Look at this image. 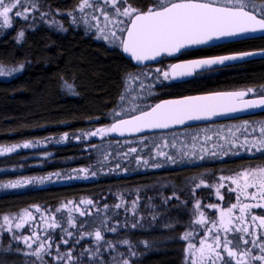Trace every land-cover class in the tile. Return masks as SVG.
<instances>
[{
	"label": "trees",
	"instance_id": "obj_1",
	"mask_svg": "<svg viewBox=\"0 0 264 264\" xmlns=\"http://www.w3.org/2000/svg\"><path fill=\"white\" fill-rule=\"evenodd\" d=\"M79 1L42 0L46 11L50 13L71 11ZM129 2L136 4L146 0ZM65 26L64 30L58 31L35 18L30 27L26 28L19 22L0 37V65L23 64V71L16 78L9 81L0 79V146L38 141L49 145L45 151L47 156L50 155L48 158L39 157L36 151L29 154L26 163L28 175L60 172L66 176L80 168L95 171L96 175L90 181L83 178L68 179L61 184L2 193L0 218L33 207L54 210L69 202H76L83 211L91 209L90 215H77L74 218L77 227L81 221L89 223L96 215H107L108 219L101 227L103 239L99 245L110 243L112 247H109V252L112 255L117 251L128 256L134 252L138 254L144 250V242L148 251L137 261L130 257L135 264H183L182 236L189 228L192 209L189 186L196 179L121 175L117 169L93 170L96 154L86 150L84 142L76 143L74 137L107 124L109 113L121 97L124 77L132 67L120 49L111 48L93 34L72 27L66 21ZM20 30L25 35L17 42ZM225 48L264 49V37ZM65 82L72 86L75 94L66 90ZM241 85L264 86V60L252 62L242 71L185 89L194 92ZM65 133L67 143L63 142ZM110 140L113 141L112 138ZM21 155L24 156L20 153L13 158L17 156L20 159ZM2 160L7 163L3 165L5 167L11 163L9 158ZM39 162L40 167H35L34 164ZM254 165H264V159L258 158L253 163H227L222 165V171L240 170ZM165 182L168 186L163 188L161 184ZM174 190L179 199L166 200ZM201 192L204 194L203 202L208 204L210 200L206 197V189ZM115 195L130 200L137 195V207L133 210L121 205L116 208L118 202L112 199ZM89 199L93 201L92 206L80 203ZM104 204L108 205L107 209L103 208ZM134 223L136 227L132 226ZM113 226L116 227L115 232L106 230ZM164 236L165 242L162 239ZM53 238L59 243L61 235L53 234ZM89 238L93 239V245ZM81 241L80 249L98 245L94 236L89 234H85ZM125 241L126 245L120 244H125ZM12 242L8 235L0 234V264H40L36 257L23 255ZM106 247H101V254ZM76 255L78 252L75 250L73 259ZM48 259L50 257L45 255L44 260Z\"/></svg>",
	"mask_w": 264,
	"mask_h": 264
},
{
	"label": "snow or ice",
	"instance_id": "obj_2",
	"mask_svg": "<svg viewBox=\"0 0 264 264\" xmlns=\"http://www.w3.org/2000/svg\"><path fill=\"white\" fill-rule=\"evenodd\" d=\"M31 6L36 11L34 0H0V18H3L0 27L11 26L9 13L16 9L15 16H23L25 20L30 19L26 14L28 7ZM81 13L85 8L89 9L96 21L95 33L97 39L107 41L110 46H114L123 53L127 54L138 66L145 65V62L157 61L161 57L173 56L181 53L182 50H191L198 46H207L214 41L234 40L245 38L248 34L261 32L264 33V2L257 0H146L143 3L132 4L129 0H102V4L90 3L89 0H82L78 6ZM99 13L97 15L96 13ZM103 18V28L99 26ZM35 19V17H31ZM24 31H20L16 37L17 42L24 38ZM264 55V50L260 53L254 51H241L231 55H217L212 57L187 60L182 63H175L169 66L170 71H163V79L157 75L149 78L148 72L141 70L139 73H127L131 79H138L143 76L149 80L142 92L137 93V101L134 106L125 107L123 103L113 109L111 113L112 123L108 127H100L96 130L89 131L88 136H104L118 134L121 137L132 136L134 134L151 133L155 130L166 131L174 130L177 126H184L194 121H209L215 117L236 113L246 109H264V93L260 94L258 99L243 100L240 98L248 95L251 89L246 91H218L205 95H184L174 99H159L148 103V98L153 92L162 91L165 87L171 85V81L191 77L198 69H211L213 66L224 65L226 61L243 60L247 57ZM162 62V61H161ZM23 70V64L17 68L8 69V74L20 72ZM160 73L159 68L156 69ZM5 70L0 68V76L4 75ZM165 82H168L167 84ZM143 81H141V85ZM66 90L74 93L72 86L67 82L64 84ZM175 86V85H171ZM140 87V85H138ZM127 93L122 94L121 101L125 99ZM251 129L256 132L259 129L257 137L249 141L245 137L244 144L250 145L246 150L255 149L264 152V121L255 122L248 125L246 122L245 132ZM67 133L63 139H67ZM147 135L141 136L140 139L146 140ZM154 143V149L148 153L151 158L165 157L170 162L177 159L184 160L191 158L192 153L178 151L172 154L164 149L169 146L167 140L159 144ZM29 148L32 144L25 142L23 144H12L10 146H0V155L16 151L18 148ZM147 147V145H142ZM174 147V145H173ZM137 153V147H129L123 155ZM215 155V153H212ZM223 154V153H222ZM138 162L143 160V165L148 166V159L142 157L139 153L134 157ZM204 159L203 156L200 157ZM153 167L159 168L162 162H157ZM119 167V164H117ZM126 170V169H125ZM0 171H3L0 169ZM81 174L83 176L81 177ZM89 171L85 168L74 169L68 173L66 178L69 180L78 178H88ZM92 176L96 172H91ZM62 179L60 173H51L46 177L34 178L26 177L16 181L0 182V189H20L29 184L44 183ZM230 180V185H225L223 181ZM195 182V181H194ZM201 179L196 187L203 184ZM235 187H232V186ZM208 187L207 184H204ZM215 194L219 200H224V195L220 189L227 187L228 192H236V203H231L226 210L219 208L217 204H206L207 208L219 211V219L215 217L206 221L204 213L199 212L197 224L207 225L203 230L211 234V243H206L204 239L199 241L200 247L189 243L187 248L189 254L195 256V259H189L186 264H264V215H249V210L253 208H264V165H257L255 168L246 169L237 172L232 176L220 175L218 182L213 185ZM253 190V191H250ZM195 200V192L192 193ZM173 198L179 199L177 192L174 190L166 200ZM249 201V202H244ZM74 208H68L69 213L67 220L61 217L58 222L53 213H48L50 222H45V238L40 239L36 233L30 236H21L28 248H32L33 243L36 248L31 255L35 256L40 264H49L44 260V255L51 258V264H106L101 258V247L112 245L106 242L105 245H97L93 248H81L78 255L73 259V251L80 240L84 238L86 230L85 222H80L79 229L76 232L69 231V228H76L71 216L72 212L78 211L81 217L91 214V209L82 211L79 204ZM85 205L92 206L91 199L82 201ZM63 207L67 208V205ZM119 208L120 205H115ZM104 209L108 208L107 204L103 205ZM195 208L200 209V202L195 203ZM39 211V209H37ZM238 210L239 215H234ZM55 211H60L56 209ZM45 212H48L45 209ZM30 214L26 213L15 224L17 229L21 228L25 219ZM35 219L34 217H31ZM9 217H4L3 229L11 233L13 231ZM43 219V217H41ZM235 221V223H233ZM136 227L134 223L132 225ZM60 228L63 235L59 243H54L51 236L48 235L47 229ZM213 229L216 231L213 232ZM108 231L115 232L113 226ZM190 232L183 234V239H188ZM72 240L71 247H67L63 252L60 250V244L68 245L69 239ZM95 240L103 239L101 231L96 230L94 233ZM15 238V237H13ZM31 241V243H30ZM127 243V241H125ZM55 251V255H53ZM131 255V253H130ZM107 264H129L128 260H117L113 257Z\"/></svg>",
	"mask_w": 264,
	"mask_h": 264
},
{
	"label": "rangeland",
	"instance_id": "obj_3",
	"mask_svg": "<svg viewBox=\"0 0 264 264\" xmlns=\"http://www.w3.org/2000/svg\"><path fill=\"white\" fill-rule=\"evenodd\" d=\"M29 2L31 3L32 0H29ZM34 2L36 3V6H37L36 11H33L31 6H29L27 13H26L30 17V19L25 20L23 16H15L14 13L16 9H13V12L9 13V19L11 21V26L10 27L9 26L0 27V37L6 34L8 31L12 30L15 27V25L19 22H21V25H23L26 28L30 27V24L34 20L31 17H35L39 19V22L41 24H45L46 26L53 28L55 30H58V31L64 30V28L66 27L65 26V21H66L67 23L70 24V26L82 28L87 33L93 34V36L96 38V33H95L96 21L93 19L92 12L87 8H85L83 13H81L79 10L78 6L82 3V0L79 1V3L75 6L74 9H72L71 11L64 12V13L47 12L45 9V6H43L44 4L42 0H34ZM89 2L96 3L98 5L102 4V0H89ZM96 14L99 15L98 12ZM2 20L3 18H0V24H2ZM99 26L101 28H103L104 26L102 17H101V23L99 24ZM20 31H23V30H20ZM97 40L103 41L108 46H110L107 41H104L102 39H97ZM110 47L116 48L114 46H110ZM19 66L20 65H14V64L0 65V68H3L5 70L4 75L0 76V79L4 81H9V80L16 78L18 75L22 73L23 70L20 72H13L11 75L8 74L7 70L11 68H17ZM132 82H133V79L129 78L128 76L125 78L124 88L121 93V96L122 94H125V93H127V95L125 96V99L123 101H121V97H120L117 106L123 103L125 107H129V106H134V102H138L137 93L142 92V89H143L141 85V80L139 82H136L135 84L134 83L132 84ZM143 83L145 84V80L143 81ZM138 85H140V87H138ZM148 102L150 103L149 98H148ZM112 111L108 115L107 124H105L103 127H108L112 123V117H111ZM258 121H264V118L247 120V121H239L235 123H232V122L224 123L221 125L212 126L210 128L187 130L183 132H177L174 134L152 135V136H147L148 138L143 141L140 138H138V139H129V140H126L120 143H116L110 140L111 134L101 138L99 136H94V137L88 136L87 133L83 134L82 136L79 135L77 137H74L75 138L74 141H76V143L84 142L86 150H91L94 152V154H96L95 156H96L97 161H96V165L94 166L93 170L102 169L106 171L110 169H117L118 173L123 175L129 172L130 173H140L142 171H147L155 163L161 162V159H164L165 157L151 158L148 155V153L154 149L155 145L153 142H155L156 144H159L163 140H167L169 142V146L164 149L165 151L169 152V154L182 150L184 152L192 153L191 157L208 156L210 157L211 160H216V157H219L222 155H225L227 157H234V156L239 155L240 153L244 155L249 154V152L251 154L261 153V151H256L255 149L246 150L250 148V145L244 144V140L246 136L249 139V141H251L252 139L257 137L259 134L258 128L256 132H252L250 128L247 132H245L246 122L248 125H253L255 122H258ZM66 140L67 139H63V142L67 143L68 141ZM30 144H32V147H29V148L20 147L14 152L5 153L4 155H0V169L3 170V171H0V182L16 181V180L24 179L26 177H34L38 179V178L46 177L49 175V174H40V175H28L27 174L26 163H27L28 156L30 153H34L35 151L37 153L39 152V157L41 158H48L50 156V155L47 156L45 152L47 151V148L49 146L47 143L38 141V142H30ZM142 145H147V147H143L142 149ZM132 146H136L137 153H139L145 159H148L147 167L143 165V160H140L138 162L136 159H134L137 153H129L127 156L123 155V153L127 152L128 148ZM20 153L24 154V156L21 155L20 159L17 156L13 158V156L18 155ZM212 153H215V155H213ZM8 158L11 163L5 167L3 165H6L7 163H5V161H3L2 159L8 160ZM117 164H119V167H117ZM34 165L35 167H40L41 163L39 162V164H34ZM250 168H255V165L251 166ZM250 168H247V169H250ZM243 170H246V169H243ZM57 173H60V172H57ZM60 174H61V177L64 176L62 179H56L55 177H53L51 181H45L42 184L41 183L29 184L20 189H0V194L2 193L5 194L8 192H15L19 190H25L31 187H42V186H49V185H54V184H61L62 182H65L67 178L62 173ZM235 174H232V175H235ZM90 175H91V172H89L88 176L90 177ZM232 175H224V176H232ZM218 178L202 179L204 183L201 184L200 187L198 188L196 187V184L200 183L201 181L200 178L194 180L195 182L194 181L190 182L189 187L191 189L190 199L192 200L191 201L192 209L190 210L189 228L185 232H190L191 235L189 236L188 239L182 238L181 256H182L183 264H186V261L189 259H192V260L195 259V256L189 254V250L187 248V245L189 243L195 244L198 249L201 246L199 243L201 239H204L206 243L212 242L211 234L203 230L206 226L210 227L211 226L210 223H208L207 225H200L196 223V220L199 219V215H198L199 212L204 213V218L206 221H210V219L213 217H215L217 220L219 219V211L206 210V206H205L206 204L205 202H203V199H202L204 194L201 192L202 189H206V192H207L206 197H208L209 200L211 199L219 200V198L215 194V188L213 187V185L218 182ZM223 183L225 185H230L231 181L225 180L223 181ZM204 184H207L208 187H205ZM161 186L165 188L168 185L165 182V183H162ZM232 187H235V186L233 185ZM226 189L227 187L221 188L220 189L221 194L224 195V191H226ZM193 191L195 192V198H196L195 200L193 199V195H192ZM136 196L137 195H135L133 199L130 200V199H126V197L125 198L122 197L121 195L119 196L115 195L113 196L112 199L117 200L118 204L121 205L122 207L130 208L133 210L134 208L137 207L136 206L137 204ZM197 201L200 202V209L198 210L195 208V203ZM65 205H67V208L63 207L64 205L63 206L61 205L55 208L54 210L51 208H47L48 212H45L46 208L33 207L30 209H25L14 215H8V217L10 218L9 222L12 224V228H13V231L11 233L3 229L4 217H2L0 218V234L8 235L11 238V243H13L12 241H14V244L12 245L19 248L20 252H22V254L25 255L26 257L27 256L35 257L31 255V253L33 249L36 248V244L33 243L32 248H28L27 245H25V243L23 242V240L20 239V237L30 236L33 233H36L40 239H44L45 238V222L46 221L50 222V217L48 213H53L56 216V219L58 222L61 220V217H64L65 222H66L67 217L69 215L67 209L74 208L75 204L69 203ZM218 207L220 208V204L218 205ZM58 208L60 209V211L58 212L55 211ZM37 209H39V211ZM80 210L82 209L80 208ZM26 213L30 214V217L25 219V222L21 228L17 229L15 227V224L18 223L21 218H24ZM237 214H238L237 212L234 213V215H237ZM77 215H79L78 211L71 213L74 223L76 222L74 218H76ZM106 216L107 215L105 213H101L99 215L92 217L89 223L85 222L84 228L86 232L91 233L90 235L94 236V233L96 230L101 231L103 229L101 228L103 227L102 225L108 219ZM31 217H34L35 219H32ZM41 217H43V219H41ZM79 227H80V224L78 225V227L76 226V228H69L68 230L76 232V230L79 229ZM215 231L216 230L213 229V232ZM47 232H48V235L51 236L54 243H56V240L53 238V234H59L61 236L63 235L59 227L55 229L49 228L47 229ZM101 235L103 236L102 231H101ZM16 238L17 240H15ZM74 239H75V236L70 238L69 244L67 246L61 243L60 244L61 252H63L67 247H71L70 244H72V240ZM94 239H95V236H94ZM162 239L165 242L166 236L162 237ZM81 240H80V243L76 245V249H75L78 253L80 251V246L82 243ZM92 240L93 239H90L91 244H92ZM95 242L99 244L100 241L95 240ZM120 244L126 245V243L124 244L123 242H121ZM122 247L125 248V246H122ZM142 247L144 250H142L138 254L134 252L132 253L131 256L124 255L125 253H122L119 251H117L116 254L112 255V253L109 252L110 248L106 247L105 250H103V254L101 258L104 259L107 257L106 259H104L106 264L108 261H111L113 257H116L117 260H120L121 258L126 259L128 260L129 264H135L136 262H133V260H131L130 257H133V259L137 261V259H139L143 253H146V251H148L146 249L147 246L144 242H143ZM83 248H89V247H83ZM127 249L128 251L130 250L128 247ZM46 261H49V264H51V258Z\"/></svg>",
	"mask_w": 264,
	"mask_h": 264
},
{
	"label": "flooded vegetation",
	"instance_id": "obj_4",
	"mask_svg": "<svg viewBox=\"0 0 264 264\" xmlns=\"http://www.w3.org/2000/svg\"><path fill=\"white\" fill-rule=\"evenodd\" d=\"M130 3V2H129ZM263 38V37H260ZM260 38H255V39H260ZM247 40H251V39H247ZM246 40H242V41H238V42H234V43H230V44H223V45H218V46H212V47H207V48H200V49H194V50H188V51H182L181 53H178L177 55H173V56H168V57H161L158 61L153 62L151 64L148 65H144V66H136L134 65L131 61V67L132 69L127 72V73H139L141 70L143 71H147L149 78H154L155 76L159 75L160 79H163L162 76V72L163 71H170L169 66L171 64H175V63H182L185 62L187 60H192V59H200V58H206V57H212V56H217V55H231V54H235L241 51H254V52H259L262 51L264 49L261 48H252V49H232V48H225V46L228 45H233L235 43H240ZM264 60V58H260V59H255V60H251V61H246V62H242V63H237V64H232V65H228V66H222V67H218V68H213V69H209V70H204L201 72H196L192 77L188 78V79H180L178 81H171V85H175V86H168L165 87L162 91H154L152 96L149 97V101L150 103L155 99V100H159V99H174V98H179L181 96L184 95H205L208 93H212V92H218V91H227V92H232V91H246L248 89H251L253 91H250L248 93L247 96L242 97L241 100H249V99H255V98H260V94L264 93V86H257V85H241V86H237V87H222V88H216V89H212V90H202V91H194V92H188L186 91L187 88L189 87H194V86H201L203 85V83L210 81V80H214L218 77H223V76H227L230 75L234 72L237 71H242L246 68V66H248L249 64H251L252 62H256V61H262ZM162 61V62H161ZM159 68L161 70L160 73L156 72V69ZM127 73L124 77V81L125 78L127 77ZM144 81L145 80V84H142V87H146L149 83L148 79H145L143 76H139L138 79H133L132 84L139 82V81ZM166 84L168 82H165ZM123 88H124V83H123ZM186 88V89H185ZM149 103V102H148ZM260 118H264V113L256 115V116H252V117H247V118H242V119H238V120H232V121H227V122H221V123H212V124H206V125H200V126H194V127H189V128H184L181 130H175V131H170V132H165V133H159V134H152V135H162V134H174L177 132H183V131H187V130H196V129H201V128H210L212 126H216V125H221L224 123H235V122H239V121H247V120H253V119H260ZM152 135H147V136H152ZM111 138L113 139V141H116V143H120L129 139H115L112 134H111ZM140 138V137H138ZM138 138H132V139H138ZM201 156H194L191 158H185L184 160H179L177 159L175 162H170L168 161L166 158L161 159L162 162V166L159 168L156 167H151L149 170L147 171H142L140 173H127L126 175H130V176H135V175H143V176H151V177H167V179H169L168 177L172 178V177H178V178H194V179H214V178H218L220 175H232L235 174L243 169H247L250 168L251 166H246L243 169L240 170H233V171H222L224 170V164L227 163H234L235 161H241V162H246V163H253L255 161H257L258 158H263L264 159V152L261 153H255V154H251L249 152V154H239L237 156L234 157H227L225 155L216 157V160H211L210 157L206 156L204 157L203 160L200 159ZM83 176V174H82ZM85 181H90L92 179V176L90 175V177L88 176V178H83ZM68 180V179H67ZM171 182V181H170ZM253 191V190H250ZM236 192H228V189H226V191H224V200H214L211 199L209 201L208 204H220V208H224L226 210V208L231 204V203H236ZM244 202H249V201H244ZM206 210H213L211 208H207ZM213 211H218V210H213ZM239 215L238 210L236 211ZM249 215H264V208H253L249 210ZM233 223H235V221H233Z\"/></svg>",
	"mask_w": 264,
	"mask_h": 264
},
{
	"label": "water",
	"instance_id": "obj_5",
	"mask_svg": "<svg viewBox=\"0 0 264 264\" xmlns=\"http://www.w3.org/2000/svg\"><path fill=\"white\" fill-rule=\"evenodd\" d=\"M260 37H264V33H261V32L251 33V34H248L247 37H245V38H237V39H234V40L214 41L210 45L194 47L191 50L200 49V48H207V47H212V46H218V45H223V44H230V43H234V42H238V41H242V40L255 39V38H260ZM182 51H188V50H182ZM260 52L261 51H259L257 53H260ZM122 54H123L125 59L131 61L134 65L138 66L136 64V62L134 60H132L127 54H125L123 52H122ZM177 54H175V55H177ZM260 58H264V55L258 54V55L253 56V57H247V58H245L243 60L226 61L224 65L213 66L211 69L222 67V66H228V65H232V64H237V63H242V62H246V61H251V60H255V59H260ZM153 62H156V61L145 62V65L151 64ZM140 66H144V65H140ZM204 70H209V69H198V70H196V72H201V71H204ZM188 78H190V77H185L183 79H188ZM175 81H178V80H175ZM255 99H258V98H255ZM242 101L243 100H241V98H240V102H242ZM262 113H264V109H260V108H257V109H246V110L239 111V112H236V113H231V114L215 117V118H213L212 120H209V121L189 122V124H187V125L177 126L174 130H166V131H162V132L159 131V130H155V131H153L151 133L134 134L132 136H125V137H121L118 134L113 133L112 136L115 139H118V140H121V139H132V138H138V137H141V136H144V135L165 133V132H170V131H175V130H181V129H184V128L194 127V126H200V125H206V124H212V123H221V122H227V121H232V120H238V119H242V118L256 116V115H259V114H262Z\"/></svg>",
	"mask_w": 264,
	"mask_h": 264
}]
</instances>
